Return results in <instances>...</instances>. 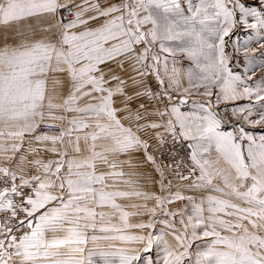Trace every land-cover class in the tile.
<instances>
[{
  "label": "snow or ice",
  "instance_id": "1",
  "mask_svg": "<svg viewBox=\"0 0 264 264\" xmlns=\"http://www.w3.org/2000/svg\"><path fill=\"white\" fill-rule=\"evenodd\" d=\"M252 43L264 0H0V264H264Z\"/></svg>",
  "mask_w": 264,
  "mask_h": 264
},
{
  "label": "rangeland",
  "instance_id": "2",
  "mask_svg": "<svg viewBox=\"0 0 264 264\" xmlns=\"http://www.w3.org/2000/svg\"><path fill=\"white\" fill-rule=\"evenodd\" d=\"M247 2L249 4H255L256 0H247ZM238 34L241 37H244V36L249 35L251 33L250 32H244V31L241 30ZM258 38H259V33H257L256 35L253 36V40L254 41L256 39H258ZM251 48H255L256 49L257 56H259V54L261 52H264V49L260 48V46L258 44H256V43H252ZM226 51L229 52V53H232V47L229 46L228 48H226ZM248 54L251 55V52H249ZM231 67H232L233 71L242 73L244 71L243 55L234 57L232 59V61H231ZM262 75H264V69H257L256 72H255V76L253 77V86H255V83L259 82V78ZM245 102L246 101H238L237 103H245ZM232 127H233V125H231V124L225 126L226 130H232ZM248 130L250 132H252V134H254L256 136L264 134V129H260V128L251 129V128H249ZM143 256L146 257V258L147 257H151L152 259H155L156 252H155V250H153L150 253H144ZM141 264H144L143 260L141 261Z\"/></svg>",
  "mask_w": 264,
  "mask_h": 264
},
{
  "label": "crops",
  "instance_id": "3",
  "mask_svg": "<svg viewBox=\"0 0 264 264\" xmlns=\"http://www.w3.org/2000/svg\"><path fill=\"white\" fill-rule=\"evenodd\" d=\"M189 62L188 61H184L183 62V67H189ZM190 108V105L187 106L184 110H188ZM154 191H159L158 186L156 188L153 189ZM141 219H146V217H133L131 218L132 222H138Z\"/></svg>",
  "mask_w": 264,
  "mask_h": 264
},
{
  "label": "built area",
  "instance_id": "4",
  "mask_svg": "<svg viewBox=\"0 0 264 264\" xmlns=\"http://www.w3.org/2000/svg\"><path fill=\"white\" fill-rule=\"evenodd\" d=\"M179 151H180L181 156H183L185 154L186 148L185 149H180Z\"/></svg>",
  "mask_w": 264,
  "mask_h": 264
}]
</instances>
